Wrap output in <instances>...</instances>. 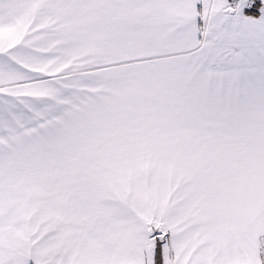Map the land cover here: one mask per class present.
Masks as SVG:
<instances>
[{"label":"snow or ice","instance_id":"1","mask_svg":"<svg viewBox=\"0 0 264 264\" xmlns=\"http://www.w3.org/2000/svg\"><path fill=\"white\" fill-rule=\"evenodd\" d=\"M0 264H264V0H0Z\"/></svg>","mask_w":264,"mask_h":264}]
</instances>
